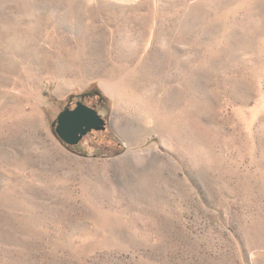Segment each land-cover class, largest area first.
<instances>
[{
    "label": "rangeland",
    "instance_id": "obj_1",
    "mask_svg": "<svg viewBox=\"0 0 264 264\" xmlns=\"http://www.w3.org/2000/svg\"><path fill=\"white\" fill-rule=\"evenodd\" d=\"M0 264H264V0H0Z\"/></svg>",
    "mask_w": 264,
    "mask_h": 264
},
{
    "label": "water",
    "instance_id": "obj_2",
    "mask_svg": "<svg viewBox=\"0 0 264 264\" xmlns=\"http://www.w3.org/2000/svg\"><path fill=\"white\" fill-rule=\"evenodd\" d=\"M100 95L98 91L93 93H83L79 96ZM106 119L99 110L86 104L82 99L76 102L75 107L67 105L52 122L59 138L68 145H78L86 135L93 130H105Z\"/></svg>",
    "mask_w": 264,
    "mask_h": 264
},
{
    "label": "flooded vegetation",
    "instance_id": "obj_3",
    "mask_svg": "<svg viewBox=\"0 0 264 264\" xmlns=\"http://www.w3.org/2000/svg\"><path fill=\"white\" fill-rule=\"evenodd\" d=\"M82 99L86 104L92 106V107H95L98 109L99 107V104L103 102L104 98L101 96V95H91V94H88L86 95L84 98H81L80 96H77V97H73L69 102L68 104L70 105L71 108L75 107L76 105V102L78 100ZM106 129H107V125H106ZM105 130H93V131H99V132H102V131H106Z\"/></svg>",
    "mask_w": 264,
    "mask_h": 264
},
{
    "label": "bare ground",
    "instance_id": "obj_4",
    "mask_svg": "<svg viewBox=\"0 0 264 264\" xmlns=\"http://www.w3.org/2000/svg\"><path fill=\"white\" fill-rule=\"evenodd\" d=\"M108 90H109V93H110L111 95H114L112 92H110V91H112L111 89L108 88Z\"/></svg>",
    "mask_w": 264,
    "mask_h": 264
}]
</instances>
